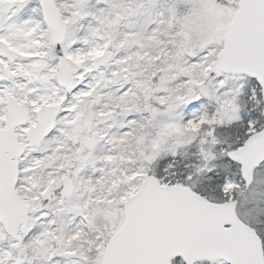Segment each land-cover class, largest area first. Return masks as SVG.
I'll use <instances>...</instances> for the list:
<instances>
[{
    "label": "snow or ice",
    "instance_id": "obj_1",
    "mask_svg": "<svg viewBox=\"0 0 264 264\" xmlns=\"http://www.w3.org/2000/svg\"><path fill=\"white\" fill-rule=\"evenodd\" d=\"M0 264H264V0H0Z\"/></svg>",
    "mask_w": 264,
    "mask_h": 264
}]
</instances>
